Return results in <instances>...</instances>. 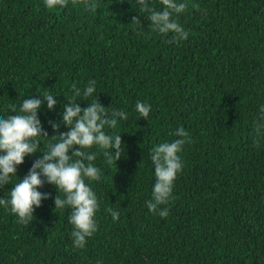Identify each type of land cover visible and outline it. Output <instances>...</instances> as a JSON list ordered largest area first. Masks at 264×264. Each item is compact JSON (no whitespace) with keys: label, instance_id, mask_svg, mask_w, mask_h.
I'll return each instance as SVG.
<instances>
[{"label":"trees","instance_id":"trees-1","mask_svg":"<svg viewBox=\"0 0 264 264\" xmlns=\"http://www.w3.org/2000/svg\"><path fill=\"white\" fill-rule=\"evenodd\" d=\"M177 2L188 5L173 15L189 34L179 42L153 31L136 0H95V12L71 0L51 10L43 0H0V118L45 92L57 101L38 110L49 137L0 186V198L56 142L50 121L60 133L70 130L60 113L73 84L80 107L97 97L109 114H128L105 128L121 135L118 160L108 163L96 146L86 150L98 153L101 179H86L99 209L85 246H73L71 209H55L58 190L45 183L37 190L50 197L28 225L0 206V264H264V135L253 132L264 106V0ZM147 3L163 8L159 0ZM89 80L96 92L85 99ZM137 101L151 106L147 120ZM180 127L190 142L179 153L175 199L160 206L169 211L162 218L146 205L155 184L150 157L154 146L178 139Z\"/></svg>","mask_w":264,"mask_h":264},{"label":"clouds","instance_id":"clouds-1","mask_svg":"<svg viewBox=\"0 0 264 264\" xmlns=\"http://www.w3.org/2000/svg\"><path fill=\"white\" fill-rule=\"evenodd\" d=\"M47 9L57 7L65 8L69 0H43ZM141 12L148 13L150 28L161 34L173 33L172 40L179 42L188 39V32L173 19L183 13L188 5L178 3L177 0H159L162 10L156 11L149 6L147 0H136ZM75 6L83 4L86 10L95 12L98 5L95 0H71ZM142 29L139 17H133L132 21ZM140 33H138L139 35ZM95 80H89L83 90V97L88 99L96 92ZM72 96L67 98V104L60 113L63 123L70 130L58 132L60 124L50 121L51 127L58 133L51 136L56 142L44 145L43 155L36 158L26 176L19 179L9 190V198H0V206L18 217V222L28 225L33 217L34 208L41 206V201L50 197L49 193H41L37 189L45 183L54 185L59 195L54 199L55 209L70 208L69 222L73 226L71 233L73 246L83 248L87 238L97 231L95 215L99 209V203L95 192L86 183L99 181L101 171L95 166L97 152H88L87 149L96 146L102 150V154L108 163L118 160L123 152L121 135H110L105 128L114 129L118 119H127V113L122 110H112L109 114L95 97L87 107H80L76 102L81 96V89L73 84ZM40 96V95H39ZM41 97V96H40ZM44 101L52 110L57 101L53 94L45 92L41 98L34 96L24 99L17 110L15 105L10 106L13 115L0 118V186L8 185L10 178L16 176L17 166L24 163L26 156H32L38 152L41 142L40 137H49L43 129L38 110ZM136 112L147 120L151 106L145 102L137 101ZM254 136L264 135V106H261L259 119L253 128ZM178 139L172 142H162L154 146L151 152V161L154 165L155 184L152 198L146 201L149 212L166 218L169 215L166 205L172 196L174 181L181 172L183 164L179 153L183 146L190 142L188 132L180 127L174 133ZM114 154V155H113ZM75 158V159H74ZM44 177V179H41ZM61 193L63 196H61ZM112 219H119V212L107 208Z\"/></svg>","mask_w":264,"mask_h":264}]
</instances>
